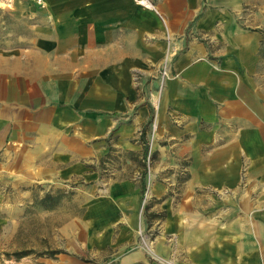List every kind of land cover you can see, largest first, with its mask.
I'll return each mask as SVG.
<instances>
[{"label":"crops","instance_id":"obj_1","mask_svg":"<svg viewBox=\"0 0 264 264\" xmlns=\"http://www.w3.org/2000/svg\"><path fill=\"white\" fill-rule=\"evenodd\" d=\"M152 1L153 9L133 0H45L44 9L30 0L0 3L23 7L33 33L22 37L34 40L0 47V145L7 143L13 159L28 150L47 163L53 149L78 158L77 151L104 149L95 142L114 128L129 146L155 117L179 149L208 147L192 157L190 166L206 168L190 169L184 192L226 193L215 216L204 217L211 213L207 206L184 208L180 226L171 227L172 264H261L264 217L256 219L246 205L240 220V176L218 175L211 166L222 151L239 149L244 137L231 132L219 141L220 120L241 118L252 126L255 119L254 80L240 71L238 2ZM166 57L174 74L158 92ZM256 133L241 132L252 139ZM233 164L237 158L221 163Z\"/></svg>","mask_w":264,"mask_h":264},{"label":"rangeland","instance_id":"obj_2","mask_svg":"<svg viewBox=\"0 0 264 264\" xmlns=\"http://www.w3.org/2000/svg\"><path fill=\"white\" fill-rule=\"evenodd\" d=\"M237 2L234 14L239 31L240 71H247L254 80V99L250 102L255 119L252 126L241 118L220 120L216 127L219 141L231 132L244 137L239 149L222 151L215 159L219 164L211 166L218 175L240 176L238 184L243 196L239 203L244 201L245 209L240 205L239 219L246 218V205L254 210L256 219H261L264 0ZM32 3L39 9L46 7ZM22 8L0 6V47L34 41L33 37H22L33 33ZM160 72L159 68L158 92L166 84L161 85ZM173 74L171 70L170 77ZM132 78L135 88L139 87V74L133 73ZM244 129L255 130V138L241 134ZM130 139L127 146L118 139L114 128L95 142L96 147L104 149L96 148L93 154L86 155L77 151L78 158L74 155L68 159L70 152L48 150L47 163L34 158L33 151L28 150L14 159L10 152L8 158L7 143L0 145V264H172L175 248L171 227L180 226L184 208L207 206L211 213H204V217L215 216L226 205V193L206 198L204 191L183 190L190 169L200 172L206 168L189 164L192 157L206 154L207 145L196 152L179 149L161 133L155 117ZM226 158H237L238 165H221ZM46 192L49 197L43 199Z\"/></svg>","mask_w":264,"mask_h":264},{"label":"built area","instance_id":"obj_3","mask_svg":"<svg viewBox=\"0 0 264 264\" xmlns=\"http://www.w3.org/2000/svg\"><path fill=\"white\" fill-rule=\"evenodd\" d=\"M11 0H0V3H8ZM32 2H35L38 5H45V0H30ZM136 4L148 8V9H153L154 4L152 0H133ZM171 60L169 57H166L164 61H162L161 66H160V75H159V81L161 85L165 83V80L170 77L171 73ZM261 264H264V260L261 261Z\"/></svg>","mask_w":264,"mask_h":264},{"label":"trees","instance_id":"obj_4","mask_svg":"<svg viewBox=\"0 0 264 264\" xmlns=\"http://www.w3.org/2000/svg\"><path fill=\"white\" fill-rule=\"evenodd\" d=\"M145 132V131H144ZM144 132H143V134H144ZM49 192H46L45 194H44V196H43V199H46L47 197H49ZM56 252V251H55ZM20 256H22V255H20Z\"/></svg>","mask_w":264,"mask_h":264}]
</instances>
